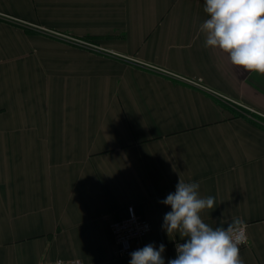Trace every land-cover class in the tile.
Wrapping results in <instances>:
<instances>
[{
    "label": "crops",
    "instance_id": "obj_1",
    "mask_svg": "<svg viewBox=\"0 0 264 264\" xmlns=\"http://www.w3.org/2000/svg\"><path fill=\"white\" fill-rule=\"evenodd\" d=\"M203 9L0 0V264H129L111 230L129 205L152 225L133 251L163 244L168 264L181 237L161 201L179 179L214 197L205 223L242 219L240 256L264 264V74L205 47Z\"/></svg>",
    "mask_w": 264,
    "mask_h": 264
},
{
    "label": "clouds",
    "instance_id": "obj_2",
    "mask_svg": "<svg viewBox=\"0 0 264 264\" xmlns=\"http://www.w3.org/2000/svg\"><path fill=\"white\" fill-rule=\"evenodd\" d=\"M203 10L209 17L199 27L205 47L227 53L234 66L264 74V0H204ZM199 187L179 179L175 192L161 201L171 207L162 225L169 238L174 233L187 238L176 244V258L168 264H244L240 245L247 240L245 222L221 220L215 228L205 223L201 213L213 210L216 201L201 197ZM164 251L163 244H147L130 253L129 264H165Z\"/></svg>",
    "mask_w": 264,
    "mask_h": 264
},
{
    "label": "built area",
    "instance_id": "obj_3",
    "mask_svg": "<svg viewBox=\"0 0 264 264\" xmlns=\"http://www.w3.org/2000/svg\"><path fill=\"white\" fill-rule=\"evenodd\" d=\"M55 34L67 41L74 42L78 45L84 46L86 48L95 49L99 51L108 52L106 49L102 48L98 44L80 37H76L69 34H63L60 32H55ZM192 81V80H190ZM196 84H199L196 81H192ZM246 226V225H245ZM111 230L116 242V252L120 257L129 256L133 252L132 240L135 238H140L148 234L152 230V225L150 221L145 218H142L136 212L134 205H129L127 207V214L118 220H115L111 224ZM247 240L244 244L240 245V248L245 246L248 243V233L247 228L245 227ZM187 238L178 240L177 243H185ZM39 264H89L80 258L72 259H57L52 261H43Z\"/></svg>",
    "mask_w": 264,
    "mask_h": 264
}]
</instances>
